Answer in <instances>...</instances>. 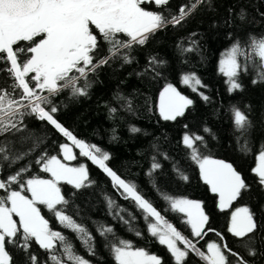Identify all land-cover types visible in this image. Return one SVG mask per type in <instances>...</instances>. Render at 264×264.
<instances>
[{"label":"trees","instance_id":"trees-1","mask_svg":"<svg viewBox=\"0 0 264 264\" xmlns=\"http://www.w3.org/2000/svg\"><path fill=\"white\" fill-rule=\"evenodd\" d=\"M150 10L155 30L137 40L102 37L53 88L37 70L24 71L31 40L13 46L20 72L0 52V109L8 105L0 110V208L15 195L32 199L37 180L54 181L61 196L35 202L53 243L42 244L13 213V230L0 227L8 258L0 264H126L120 257L136 251L158 264H211L216 243L237 264H264V0H166ZM166 88L187 100L172 118L160 111ZM35 99L40 111L30 105ZM66 133L130 183L164 224ZM69 145L73 161L64 157ZM55 159L84 166L83 184L55 180ZM206 160L228 164L241 179L225 208L203 177ZM187 203L200 204L206 218L197 235ZM241 209L253 224L243 235L233 230ZM166 226L190 237L180 260L161 238Z\"/></svg>","mask_w":264,"mask_h":264},{"label":"rangeland","instance_id":"rangeland-1","mask_svg":"<svg viewBox=\"0 0 264 264\" xmlns=\"http://www.w3.org/2000/svg\"><path fill=\"white\" fill-rule=\"evenodd\" d=\"M39 19L40 17L38 18L36 16L23 19L18 23L13 24L14 30L20 33L19 35L30 36L36 28H39ZM139 20L140 25H138V28L134 33V38L148 30L155 28L156 26V19L154 15H142L139 17ZM141 22L144 23L143 26L141 25ZM6 50L9 53L11 60L14 62L15 58L10 49V45L6 46ZM54 53L56 55V51L53 47L46 48L45 42L40 44L39 47L35 49L30 62L24 69L26 72L37 70V72L44 77L43 85H45V87H55V74L60 72L62 67L66 66L65 63L61 64L58 60L55 61ZM68 54L69 53H61V55H58V57ZM262 54L264 57V45L262 47ZM75 55L76 57H81L84 59L89 58L87 54L82 52H77ZM71 57L69 59H71ZM65 62L70 63L69 61ZM37 100L39 99L31 101L30 105L33 109L40 111V107H35L33 104ZM186 104L187 100L172 88H166L160 95V111L164 117H175L185 108ZM6 107H8V105L4 106L2 109H5ZM67 136L81 149L84 154H86L92 160V162L104 169L114 184L120 187L130 197L134 198L157 220L158 223L164 224V222L161 220L159 212L153 208L130 183L125 181L114 170H112L106 164L103 158L98 157L85 142H76L71 135L67 134ZM64 157L67 159V161H73L76 158L71 145L65 148ZM201 169L204 179L211 185L214 191L219 193L220 206L223 208L227 207L235 198L241 186L240 177L228 164L221 161L206 160L202 164ZM49 170L55 180L67 181L77 186L83 184L87 174L84 166H78L74 164L68 165L58 159H55L51 162ZM259 171L264 176V162L260 163ZM32 196L33 198L31 199L26 198L25 196L15 195L12 198L10 208H0V227L5 232H11L14 228L13 213H16L19 215L26 229L34 233L42 244L50 246L53 243V238L48 233L46 221L36 208L35 202L42 201L49 205L55 204L61 198L59 189L52 180H37L32 184ZM183 208L184 211L190 216L193 234L197 235L201 233L204 229L206 218L200 204L187 203ZM252 225V220L246 210L241 209L235 213L233 220V230L236 234H245L252 228ZM188 237L189 235L187 233L183 232L182 230H177L172 226H168L166 230H162L161 235L162 240L170 246L179 260L182 259L186 254V250L183 248V246L192 248V246L188 244ZM2 238L3 234L0 232V263H5L7 262L8 258L3 250ZM208 250L212 261L211 264H237L234 262L233 256L224 252L221 246L217 243L209 245ZM229 252L231 251L229 250ZM120 261L126 264H158L159 259L151 255H144L142 251H136L123 255L120 257Z\"/></svg>","mask_w":264,"mask_h":264},{"label":"flooded vegetation","instance_id":"flooded-vegetation-1","mask_svg":"<svg viewBox=\"0 0 264 264\" xmlns=\"http://www.w3.org/2000/svg\"><path fill=\"white\" fill-rule=\"evenodd\" d=\"M164 1L166 0H42L40 10L27 16L10 17L7 13L0 12V52L7 51L6 46L10 45L15 58L13 68L20 72L14 44L19 40L29 39L30 50L34 53L35 49L45 42L46 48L55 49V61L66 64L55 74L54 81L57 82L59 78L68 75L75 66L88 60L76 57L75 54L82 52L89 56L102 37L121 35L138 39L153 31L154 28L136 38L133 37L140 25L139 17L154 15L150 10L151 5ZM31 16L40 17L39 28H36L30 36L19 35L20 33L14 30L13 24ZM141 25L143 26L144 23L141 22ZM61 53L69 54L58 57Z\"/></svg>","mask_w":264,"mask_h":264},{"label":"water","instance_id":"water-1","mask_svg":"<svg viewBox=\"0 0 264 264\" xmlns=\"http://www.w3.org/2000/svg\"><path fill=\"white\" fill-rule=\"evenodd\" d=\"M41 5L42 0H0V12L10 17H23L37 12Z\"/></svg>","mask_w":264,"mask_h":264}]
</instances>
